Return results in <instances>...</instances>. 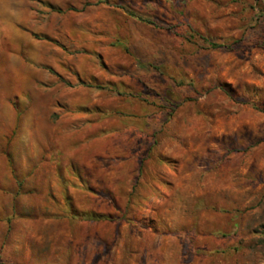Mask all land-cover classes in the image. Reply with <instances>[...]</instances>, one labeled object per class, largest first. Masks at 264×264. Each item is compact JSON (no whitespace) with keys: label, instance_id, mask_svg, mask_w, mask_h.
<instances>
[{"label":"rangeland","instance_id":"1","mask_svg":"<svg viewBox=\"0 0 264 264\" xmlns=\"http://www.w3.org/2000/svg\"><path fill=\"white\" fill-rule=\"evenodd\" d=\"M0 264H264V0H0Z\"/></svg>","mask_w":264,"mask_h":264},{"label":"trees","instance_id":"2","mask_svg":"<svg viewBox=\"0 0 264 264\" xmlns=\"http://www.w3.org/2000/svg\"><path fill=\"white\" fill-rule=\"evenodd\" d=\"M130 16H132V17H134V18H136V16H134L133 14H129ZM136 19H138V18H136ZM140 21H143V20H141L140 19ZM144 22V21H143ZM210 45V47L211 48H213V49H218V48H220L221 46H219L218 44H213V43H211V44H209Z\"/></svg>","mask_w":264,"mask_h":264}]
</instances>
